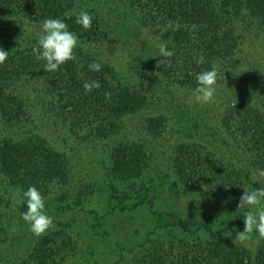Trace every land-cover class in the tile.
Masks as SVG:
<instances>
[{
  "label": "rangeland",
  "instance_id": "obj_1",
  "mask_svg": "<svg viewBox=\"0 0 264 264\" xmlns=\"http://www.w3.org/2000/svg\"><path fill=\"white\" fill-rule=\"evenodd\" d=\"M81 10L92 14L97 34L91 41L79 39L76 48L91 60L110 66L124 85L147 88L149 105L124 116L121 130L114 137L87 142L76 138L46 110L49 99L40 84L20 88L27 99V119L13 127L0 121V137L19 139L36 135L43 139L54 151L66 156L70 183L49 189L45 196L46 211L53 217L54 227L36 236L14 206L23 191L8 185L0 174V264L29 262L43 238L51 250L58 252L47 261L50 264H145L149 257L143 254L155 246L163 254L169 253L161 264H184L188 258L193 259L195 248L202 247L208 236L203 231L184 235L177 229L156 230L159 224L172 220L162 216L156 221L158 217L150 214L147 205L134 212H115L113 207L119 205L111 199L107 177L110 151L119 143H135L142 145L148 155L146 169L134 182H115L118 193H142L153 200L154 210L182 217L191 230L196 224L215 226L229 220L232 211L238 208L244 188L225 200H212L180 186L173 189L171 184L177 180L174 149L189 141L186 134L190 132L195 135L191 140L229 166L248 170L251 184L264 187V176L257 168L259 159L264 158V148L258 150L248 136L243 137L237 121L230 120L229 131L222 126V120L234 107L253 109L264 116V31L234 20L237 50L215 66L218 77L213 101L198 104L193 90L171 84L156 73L160 61L158 45L166 43L140 24L130 0H74L71 14L77 15ZM0 20L18 29L23 44L38 41L41 23L7 13H0ZM158 116L164 120L163 132L155 136L148 130L147 120ZM78 196L83 203L75 206L73 202ZM132 202L125 204L131 206ZM235 238L236 232L225 238L227 250L238 248L252 256L262 247L259 234H251L243 242ZM184 252L187 258L179 263L178 258Z\"/></svg>",
  "mask_w": 264,
  "mask_h": 264
},
{
  "label": "trees",
  "instance_id": "obj_2",
  "mask_svg": "<svg viewBox=\"0 0 264 264\" xmlns=\"http://www.w3.org/2000/svg\"><path fill=\"white\" fill-rule=\"evenodd\" d=\"M130 1L139 14L140 24L175 51L172 57H160L156 73L171 84L191 90L196 87L197 72L210 70L218 62L235 54L238 37L235 34L234 20L264 31V0ZM73 5L74 0H0V13L19 15L37 23L45 18H61L79 39H95L97 33L93 23L87 30L75 23L76 15L71 14ZM37 46V42L23 44L18 29L0 20V47L9 51L7 60L0 64V121L5 126L13 127L26 121L27 99L20 88L31 84H40L44 88V94L49 99L46 110L65 124L76 138L87 142L114 137L121 130L120 121L124 116L134 114L149 105L147 88L124 85L114 70L103 63L99 72L92 71L89 64L94 60L79 48L74 49V60L61 65L58 71L46 72L43 69L44 61L36 59L33 54L32 49ZM200 55L205 57V62L198 65L196 60ZM92 80H98L101 87L86 93L83 84ZM106 92L110 96H105ZM230 120L237 121V128L239 127L243 137L248 136L253 141L255 148H264L262 114L253 109L234 107L222 120V126L228 131L231 128ZM147 123L152 135L159 136L163 132V117L148 118ZM194 136L187 132L189 141L174 149L173 168L177 180L171 184L173 189L180 186L212 200H225L244 186L256 188L249 180L248 170H240L224 163L204 146L191 140ZM109 157L107 177L110 181L111 199L119 205L113 207L115 212H134L147 205L150 214L158 217L156 221L159 222L162 216L172 220L165 225L159 224L156 230L166 232L177 229L184 235H196L203 231L208 236L202 247L195 248L197 253L191 256L193 259L188 258L184 264H264V237H261L262 247L252 256L244 250H227L224 246L229 234L243 231V217L248 210L236 208L229 220H222L215 226L196 224L191 230L182 217L154 210L153 200L142 193H118L115 182H134L146 169L148 155L142 145L119 143L111 149ZM257 163V168L264 171V158ZM67 164L68 160L63 153L54 151L36 135L19 139L0 137V174L12 187L25 191L34 185L45 197L50 188L69 185L70 168ZM203 186L207 189H203ZM83 193L79 192V195ZM66 194L68 191L62 197ZM125 201L133 202L128 206ZM82 203L80 196L73 202L75 206ZM16 210L21 214L27 210V206H16ZM49 245L47 239L43 238L30 261L22 264H50L47 261L58 252L51 250ZM189 247L191 251L193 247ZM168 254H163L155 246L143 254L150 260L145 264H161ZM186 256V252L182 253L178 258L179 263H183Z\"/></svg>",
  "mask_w": 264,
  "mask_h": 264
},
{
  "label": "clouds",
  "instance_id": "obj_3",
  "mask_svg": "<svg viewBox=\"0 0 264 264\" xmlns=\"http://www.w3.org/2000/svg\"><path fill=\"white\" fill-rule=\"evenodd\" d=\"M93 16L87 10H81L75 19V23L81 25L85 30L92 25ZM78 35L69 30V25L61 18H45L41 22V34L38 37L37 47L32 51L36 59L44 61L43 69L46 72L60 70L61 65L67 61L75 59L74 49L78 46ZM158 57L169 58L175 55V51L167 47L166 44L158 45ZM9 55V51L0 47V64H4ZM170 62V61H169ZM205 62V57L200 55L196 63L201 65ZM89 68L94 72H99L102 63L93 61ZM218 69L213 66L210 70H204L195 74L196 87L193 89V98L198 104L211 103L216 93V83ZM101 84L98 80L85 81L83 88L85 92L99 89ZM110 96V93H105ZM264 176V171L260 172ZM259 182V181H258ZM238 209L250 207L244 217L243 231H237L235 240L243 242L250 238L253 232L264 237V187L249 189L243 187ZM26 204L27 210L21 213L22 219L28 223L29 230L36 236L43 235L50 228L54 227L53 217L47 214L45 197L36 186H29L22 195L15 200L14 206Z\"/></svg>",
  "mask_w": 264,
  "mask_h": 264
}]
</instances>
